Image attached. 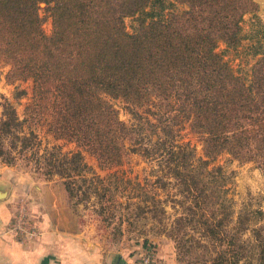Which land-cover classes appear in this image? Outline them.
I'll use <instances>...</instances> for the list:
<instances>
[{
  "label": "trees",
  "instance_id": "obj_1",
  "mask_svg": "<svg viewBox=\"0 0 264 264\" xmlns=\"http://www.w3.org/2000/svg\"><path fill=\"white\" fill-rule=\"evenodd\" d=\"M39 2L50 17L48 35L41 29ZM173 3L185 8L174 12ZM254 8L251 0H0V59L9 65L7 80L30 79V108L45 132L76 146L69 153H43L46 173L62 178L74 197L93 176L101 182L84 175L90 168L82 152L100 169L120 165L128 153L153 159L192 214L176 217L174 224L196 221L202 234L194 241L210 249L196 264H237L245 247L255 252V264H264V229L256 226L261 211L243 208L228 226L233 209L221 167H209L226 153L264 170V55L245 81L214 51L218 41L237 46L241 16ZM125 17L135 20L131 32ZM109 99L121 101L136 123L120 121ZM5 110L0 133L19 124L12 107ZM183 123L197 136L199 156L173 140L175 126ZM14 137L24 149L35 135ZM162 179L152 183L162 187ZM97 190L91 187L103 197ZM89 193L84 189L77 200ZM157 203L152 197L150 207H135L153 209L155 216Z\"/></svg>",
  "mask_w": 264,
  "mask_h": 264
},
{
  "label": "rangeland",
  "instance_id": "obj_2",
  "mask_svg": "<svg viewBox=\"0 0 264 264\" xmlns=\"http://www.w3.org/2000/svg\"><path fill=\"white\" fill-rule=\"evenodd\" d=\"M251 1L255 8L241 16V38L237 46L229 48L218 41L214 49L233 73L245 81L251 65L264 55V0ZM169 8L179 12L185 6L173 3ZM38 13L43 33L50 34V17L42 2L38 3ZM124 25L131 32L134 18L125 17ZM255 50L261 53L254 55ZM8 70L9 65L0 59V121L5 118L6 106H11L19 122L10 132L0 133L3 150L0 155V190L5 191V197L0 201L6 203L11 213L8 229L17 221L24 231L22 239L8 231L14 241L27 249L38 250L57 264H108L115 260L122 264H137L147 252L152 258L150 264H196L207 258L210 249L202 247L201 241L200 244L194 241L202 234L196 221L182 219L177 230L176 217L188 218L192 214L179 203L183 200L182 194L172 179H162L163 174L153 159L128 153L120 165L100 169L93 157L82 152L83 161L90 168L84 171V175H96L101 182L93 176L92 181L82 183L79 192L85 189L91 193V187L96 186L103 197L89 193L87 199L77 200L80 193L69 196L63 179L46 173L48 167L43 153L51 150L69 153L75 151L76 146L71 141L53 139L45 132L30 108V79L7 80ZM109 101L120 121L126 125L136 123L121 101ZM29 131L35 135L31 148H20L14 136L26 135ZM154 138L152 136L151 141ZM173 140L176 144L193 148L196 156L201 154L197 136L189 131L187 123L175 126ZM212 165L221 167L226 197L233 209L228 226L236 214L246 208L261 211V220L256 226L264 229V170L252 161L231 159L226 153L217 156L209 167ZM157 176L165 182L164 186L152 183ZM152 197L158 201L155 216H151L155 213L153 209L147 211L135 207L136 204L150 207ZM241 234V239L246 242L249 230ZM189 236L193 237L191 241H182ZM245 248L237 264H255V252Z\"/></svg>",
  "mask_w": 264,
  "mask_h": 264
},
{
  "label": "crops",
  "instance_id": "obj_3",
  "mask_svg": "<svg viewBox=\"0 0 264 264\" xmlns=\"http://www.w3.org/2000/svg\"><path fill=\"white\" fill-rule=\"evenodd\" d=\"M10 216L11 213L6 203L0 201V264H57L54 260H49V256L42 255L36 249H27L13 240L8 232ZM108 264L122 263L115 260Z\"/></svg>",
  "mask_w": 264,
  "mask_h": 264
},
{
  "label": "built area",
  "instance_id": "obj_4",
  "mask_svg": "<svg viewBox=\"0 0 264 264\" xmlns=\"http://www.w3.org/2000/svg\"><path fill=\"white\" fill-rule=\"evenodd\" d=\"M9 231L13 232L14 236H17L18 238L22 239L23 238V232L21 229V224L17 221L12 222V224L9 226ZM11 232V233H12ZM152 262V258L150 254L147 252L137 264H150Z\"/></svg>",
  "mask_w": 264,
  "mask_h": 264
},
{
  "label": "water",
  "instance_id": "obj_5",
  "mask_svg": "<svg viewBox=\"0 0 264 264\" xmlns=\"http://www.w3.org/2000/svg\"><path fill=\"white\" fill-rule=\"evenodd\" d=\"M5 197V191L0 190V199H3Z\"/></svg>",
  "mask_w": 264,
  "mask_h": 264
}]
</instances>
